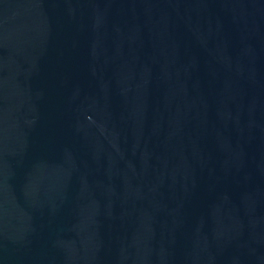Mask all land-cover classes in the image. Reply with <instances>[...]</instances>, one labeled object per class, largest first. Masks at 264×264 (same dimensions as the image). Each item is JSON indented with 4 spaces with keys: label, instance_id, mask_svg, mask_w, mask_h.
<instances>
[{
    "label": "water",
    "instance_id": "95a60500",
    "mask_svg": "<svg viewBox=\"0 0 264 264\" xmlns=\"http://www.w3.org/2000/svg\"><path fill=\"white\" fill-rule=\"evenodd\" d=\"M0 264H264V0H0Z\"/></svg>",
    "mask_w": 264,
    "mask_h": 264
}]
</instances>
